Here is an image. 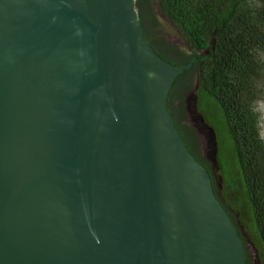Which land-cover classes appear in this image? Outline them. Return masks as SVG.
<instances>
[{"label": "water", "instance_id": "water-1", "mask_svg": "<svg viewBox=\"0 0 264 264\" xmlns=\"http://www.w3.org/2000/svg\"><path fill=\"white\" fill-rule=\"evenodd\" d=\"M191 67L137 0H0V264H248L168 107Z\"/></svg>", "mask_w": 264, "mask_h": 264}, {"label": "trees", "instance_id": "trees-1", "mask_svg": "<svg viewBox=\"0 0 264 264\" xmlns=\"http://www.w3.org/2000/svg\"><path fill=\"white\" fill-rule=\"evenodd\" d=\"M157 1L163 16L193 47L190 55L172 50L174 59L167 61L174 65L192 63L191 69L180 75L178 80L197 73L201 88L199 95L203 102L205 97L209 98L214 109L220 112L231 143L235 164L233 177L237 174L242 184L259 241L258 261L264 264V138L259 132L254 108L257 85L264 77V0ZM137 8L147 43L160 55L156 44L161 42L150 39V32L156 37L162 36L151 3L144 0L138 3ZM197 121L202 123L199 117ZM177 127L186 145L200 162L197 140ZM207 135L209 145L216 153L213 134L207 132ZM222 176L225 188H232L234 181H228L230 176L223 168ZM216 197L225 209L226 206L229 208L225 201Z\"/></svg>", "mask_w": 264, "mask_h": 264}, {"label": "rangeland", "instance_id": "rangeland-1", "mask_svg": "<svg viewBox=\"0 0 264 264\" xmlns=\"http://www.w3.org/2000/svg\"><path fill=\"white\" fill-rule=\"evenodd\" d=\"M139 2H144V0H137V6ZM149 2L151 3L152 12L155 14L160 23V31L162 35H165L168 40L176 44L175 46L178 47V50L185 52L188 55L192 54L193 47L187 44L186 39L183 36H180L178 29L163 16L158 1L149 0ZM175 40H177V42H175ZM198 76L199 75L197 73H192L184 80L185 88L183 94L190 93L192 101H190L189 106L192 107V109H190L189 112L191 119H193V122L198 126V131L201 135V141L204 147L203 156L206 158L207 151L211 152L212 160L210 161V164L212 165L216 182L219 185L220 195L225 203L228 204L231 213L234 215L240 231L247 239L249 250L255 256V262L257 263V245L259 246V241L250 217L242 184L239 177H237V174H235L236 177H233L235 164L232 157L231 143L222 123L220 112L217 109H214L213 102L209 98L205 97L203 102L202 97L199 95L201 88ZM196 85L198 86L196 87ZM257 90L258 95L254 108L257 113L258 129L261 136L264 138V77L258 83ZM195 109L199 114V118L203 120L202 123H199L193 118V110ZM207 132L213 134L217 147L216 153L213 152L209 145ZM222 168L223 170L225 169L228 176H230L228 181L230 183H233L234 181L232 188H225Z\"/></svg>", "mask_w": 264, "mask_h": 264}, {"label": "flooded vegetation", "instance_id": "flooded-vegetation-1", "mask_svg": "<svg viewBox=\"0 0 264 264\" xmlns=\"http://www.w3.org/2000/svg\"><path fill=\"white\" fill-rule=\"evenodd\" d=\"M150 34H151L150 39L161 42V43L156 44V48L159 51L160 55L165 56L166 60L170 59V58L174 59V55H173L172 50H174V49L178 50V47L175 46L176 44H174L172 41L168 40L165 35L161 36V38L163 40H165V41H163L160 37H156V35H154L153 33L150 32ZM179 34H180V36H183L180 32H179ZM165 42L169 45V47L167 46V44ZM175 42H177V40H175ZM185 62L186 61H184L183 63H185ZM184 80H178L177 79V81L175 82V84H174V86L170 92V95H169L168 107H169L171 114L174 117L176 125L179 126L180 128H182V130L184 132H188L187 135H192V137H194L197 140V146L199 148L200 162L208 169L209 173L211 174L215 194L218 196V198L220 200H222V202H224V200L221 198V195H220L219 185L216 182V179H215V176H214V173L212 170V165L210 164V161L212 160V154L210 151H207V154H206L207 160L203 156L204 155V152H203L204 147L202 145L201 135H200V132L198 131V126L193 122L194 120L191 119L190 112H189L190 109H192V107L189 106L190 101H192L191 96H190V93L189 94H186V93L183 94L184 88H185ZM197 86L198 85H196V87ZM198 117H199V114H198L197 110L196 109L193 110V118L195 120H197ZM201 121H203V120L201 119ZM226 210H227L228 214L230 215L235 228L237 229L238 233L240 234L243 241L245 242L246 260H247L248 264H260L259 261L257 263L255 262V256L249 250V245H248L247 239L244 237V235L240 231L238 224L236 222V219H235L234 215L231 213V210L229 208H227V206H226ZM257 257H258V255H257Z\"/></svg>", "mask_w": 264, "mask_h": 264}]
</instances>
